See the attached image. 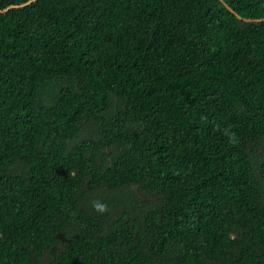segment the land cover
<instances>
[{
	"label": "trees",
	"instance_id": "trees-1",
	"mask_svg": "<svg viewBox=\"0 0 264 264\" xmlns=\"http://www.w3.org/2000/svg\"><path fill=\"white\" fill-rule=\"evenodd\" d=\"M0 264H264V0H0Z\"/></svg>",
	"mask_w": 264,
	"mask_h": 264
},
{
	"label": "clouds",
	"instance_id": "clouds-1",
	"mask_svg": "<svg viewBox=\"0 0 264 264\" xmlns=\"http://www.w3.org/2000/svg\"><path fill=\"white\" fill-rule=\"evenodd\" d=\"M93 207L100 211H103L105 209V205L99 201L94 202Z\"/></svg>",
	"mask_w": 264,
	"mask_h": 264
}]
</instances>
